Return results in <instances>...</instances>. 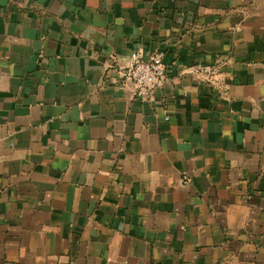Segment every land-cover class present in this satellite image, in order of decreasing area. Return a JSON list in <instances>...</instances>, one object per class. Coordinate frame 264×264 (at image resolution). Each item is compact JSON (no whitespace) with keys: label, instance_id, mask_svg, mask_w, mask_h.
Wrapping results in <instances>:
<instances>
[{"label":"crops","instance_id":"0c3cea01","mask_svg":"<svg viewBox=\"0 0 264 264\" xmlns=\"http://www.w3.org/2000/svg\"><path fill=\"white\" fill-rule=\"evenodd\" d=\"M0 264H264V0H0Z\"/></svg>","mask_w":264,"mask_h":264},{"label":"built area","instance_id":"2783aa9c","mask_svg":"<svg viewBox=\"0 0 264 264\" xmlns=\"http://www.w3.org/2000/svg\"><path fill=\"white\" fill-rule=\"evenodd\" d=\"M172 66L177 63L173 62ZM168 66L163 61V55L159 52L142 54L138 51L131 53L123 77L131 81L133 94L143 99L154 96L155 90L170 80ZM191 73L200 78L208 79L214 72L209 64H196L191 67ZM180 73V71H179Z\"/></svg>","mask_w":264,"mask_h":264}]
</instances>
